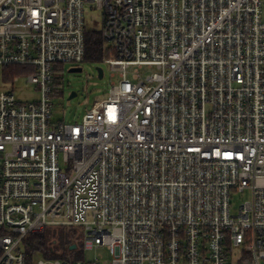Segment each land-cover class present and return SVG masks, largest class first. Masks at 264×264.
I'll return each mask as SVG.
<instances>
[{
    "label": "built area",
    "instance_id": "2783aa9c",
    "mask_svg": "<svg viewBox=\"0 0 264 264\" xmlns=\"http://www.w3.org/2000/svg\"><path fill=\"white\" fill-rule=\"evenodd\" d=\"M87 8L112 88L80 123L55 121ZM21 82L39 97L19 100ZM78 225L108 264H264V0H0V264H103L24 251Z\"/></svg>",
    "mask_w": 264,
    "mask_h": 264
},
{
    "label": "rangeland",
    "instance_id": "374dc122",
    "mask_svg": "<svg viewBox=\"0 0 264 264\" xmlns=\"http://www.w3.org/2000/svg\"><path fill=\"white\" fill-rule=\"evenodd\" d=\"M101 29L102 17L100 12L96 9L87 8L86 30ZM106 47H108L107 44ZM74 67H81L82 71L71 72L70 69ZM98 67L102 68L104 71L103 78L99 77ZM61 68L63 71L58 75L60 87H58L59 90L53 98V120L67 123H80L87 110H90L96 101L102 100L109 95L112 88L109 65L106 60L102 62L84 60L79 65L66 63L61 66ZM14 90L19 100H36L39 97L36 87L24 82L16 84ZM72 92H76L77 96L70 99L69 96ZM250 197L251 194L249 190L242 194H235L231 203L232 213L238 214L240 205L244 201L249 200ZM73 229L76 235L80 232H85L83 226H74ZM76 242L81 249L71 251L69 246L65 247L66 255L69 256L71 262L100 259L103 264H108L113 258L104 247H94L85 250L84 235L79 236Z\"/></svg>",
    "mask_w": 264,
    "mask_h": 264
},
{
    "label": "trees",
    "instance_id": "16d2710c",
    "mask_svg": "<svg viewBox=\"0 0 264 264\" xmlns=\"http://www.w3.org/2000/svg\"><path fill=\"white\" fill-rule=\"evenodd\" d=\"M111 50L106 47L104 37L101 30H86V55L85 61L102 62L111 57ZM23 66L21 65H8L4 70L8 72L5 76L9 79L10 76L20 74ZM58 86L60 87L59 78L57 79ZM56 91V94H57ZM74 226H60V227H47L44 232L31 234L23 242V248L29 259L44 256L46 258L66 256L65 247L72 244H77L76 240L81 236L75 233ZM3 231H0L2 234ZM77 236V237H76ZM63 250V255L59 256L57 251Z\"/></svg>",
    "mask_w": 264,
    "mask_h": 264
},
{
    "label": "water",
    "instance_id": "95a60500",
    "mask_svg": "<svg viewBox=\"0 0 264 264\" xmlns=\"http://www.w3.org/2000/svg\"><path fill=\"white\" fill-rule=\"evenodd\" d=\"M71 72H80L82 71V68L81 67H74V68H71L70 69ZM98 72H99V77L100 78H103L104 77V71L102 68L98 67ZM77 96V93L76 92H72L69 96V98H73ZM71 249H75L76 248V244L72 245V247H70Z\"/></svg>",
    "mask_w": 264,
    "mask_h": 264
}]
</instances>
